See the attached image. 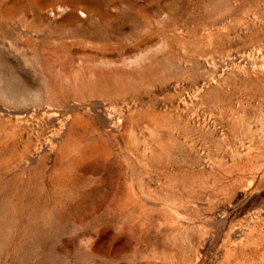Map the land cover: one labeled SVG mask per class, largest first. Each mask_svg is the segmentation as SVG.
<instances>
[{
    "label": "rangeland",
    "instance_id": "rangeland-1",
    "mask_svg": "<svg viewBox=\"0 0 264 264\" xmlns=\"http://www.w3.org/2000/svg\"><path fill=\"white\" fill-rule=\"evenodd\" d=\"M0 264H264V0H0Z\"/></svg>",
    "mask_w": 264,
    "mask_h": 264
}]
</instances>
